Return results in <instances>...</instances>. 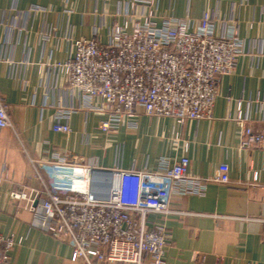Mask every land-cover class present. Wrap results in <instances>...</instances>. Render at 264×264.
<instances>
[{
    "label": "crops",
    "instance_id": "0c3cea01",
    "mask_svg": "<svg viewBox=\"0 0 264 264\" xmlns=\"http://www.w3.org/2000/svg\"><path fill=\"white\" fill-rule=\"evenodd\" d=\"M133 2L0 0V96L13 126L0 129V233L15 238L12 263L84 264L71 260L67 243L33 225L25 203L9 198L16 186L40 187L33 162L60 159L114 175L118 168L153 171L162 160L187 157L191 176L212 178L226 164L230 180L210 182L202 193H173L170 205L179 214H149V226L163 222L171 235L165 264H264V150L241 146L244 130L264 134V0H156L158 22L209 13L217 20L215 34L236 33L245 52L221 78L211 119L179 125L138 108L106 132L100 128L106 113L90 107L52 66L68 59L71 38L96 33L106 44L115 24L129 22L131 30L132 16L152 9ZM63 109L73 111L70 134L54 130Z\"/></svg>",
    "mask_w": 264,
    "mask_h": 264
},
{
    "label": "built area",
    "instance_id": "2783aa9c",
    "mask_svg": "<svg viewBox=\"0 0 264 264\" xmlns=\"http://www.w3.org/2000/svg\"><path fill=\"white\" fill-rule=\"evenodd\" d=\"M142 4L152 8L156 0H134L132 6ZM132 17L131 30L129 22L115 24L106 44L96 33L91 39L71 38L68 59L52 68L65 74L90 107L106 113L100 125L106 132L134 118L138 108L148 116L174 118L179 125L211 119L221 78L234 71L245 52L244 40L236 33L217 36V20L209 13L158 22L152 8ZM72 112H57L56 132L70 134ZM12 127L9 106L0 96V129ZM241 146L264 150V134L244 130ZM33 166L40 187L16 186L9 198L25 203L33 225L67 243L71 260L84 264H165L171 235L163 222L149 226V214H179L170 205L173 193H202L210 182L230 180L226 164L212 178L191 176L187 157L175 164L162 160L153 171L118 168L98 180L92 168L76 162L58 159ZM4 181L0 176V187ZM15 243L13 236L0 233V264H13L10 250Z\"/></svg>",
    "mask_w": 264,
    "mask_h": 264
},
{
    "label": "water",
    "instance_id": "95a60500",
    "mask_svg": "<svg viewBox=\"0 0 264 264\" xmlns=\"http://www.w3.org/2000/svg\"><path fill=\"white\" fill-rule=\"evenodd\" d=\"M111 173L112 172L109 170H101V169H94V168H92V171H91V175H92L93 179H96V180L112 176ZM36 204H37V202L35 203V205Z\"/></svg>",
    "mask_w": 264,
    "mask_h": 264
}]
</instances>
